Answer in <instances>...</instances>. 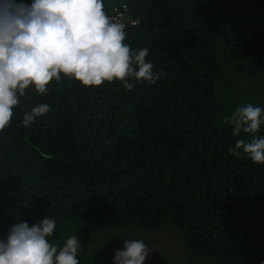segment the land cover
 <instances>
[{"label": "trees", "instance_id": "16d2710c", "mask_svg": "<svg viewBox=\"0 0 264 264\" xmlns=\"http://www.w3.org/2000/svg\"><path fill=\"white\" fill-rule=\"evenodd\" d=\"M116 10L136 21L124 43L149 50L159 79L129 78V90L61 75L45 94L26 89L0 131V238L44 217L56 221L57 246L71 235L90 242L80 231L89 226L170 227L190 247L182 264H261L264 164L230 151L253 136H233L225 120L248 103L264 109V0H105L110 17ZM39 104L50 111L23 126ZM92 251L79 264L114 258Z\"/></svg>", "mask_w": 264, "mask_h": 264}, {"label": "clouds", "instance_id": "9594fccd", "mask_svg": "<svg viewBox=\"0 0 264 264\" xmlns=\"http://www.w3.org/2000/svg\"><path fill=\"white\" fill-rule=\"evenodd\" d=\"M125 38V25L106 13L105 0H0V131L9 126L26 89L45 94L61 75L85 88L121 81L130 90L129 78L155 83L159 76L146 60L149 50L134 52ZM49 111L47 104L35 106L24 115L23 126ZM225 123L233 136H253L250 142L237 140L230 151L242 150L253 163L264 164V136L255 138L264 125V109L241 105ZM55 225L47 217L32 226L15 222L0 238V264H79L83 246L75 235L62 246L49 242ZM151 252L143 240L124 239L111 264H144Z\"/></svg>", "mask_w": 264, "mask_h": 264}, {"label": "rangeland", "instance_id": "374dc122", "mask_svg": "<svg viewBox=\"0 0 264 264\" xmlns=\"http://www.w3.org/2000/svg\"><path fill=\"white\" fill-rule=\"evenodd\" d=\"M232 67L235 70L237 67L236 63L233 62ZM245 71L246 68L241 71V74L244 76L247 74ZM86 228H82L80 231L82 234H89L92 237L91 241L88 242L78 236L77 238L81 243L83 242V249H87L91 253L93 252L92 249H94L96 251L98 250L99 252L101 251V253H106L107 255L115 254L112 252H115L117 248L119 250L122 249L124 239L143 240L148 248L152 251L151 254L146 258L144 264H182V261L186 258V255L189 253L190 249L188 245L183 244V240L179 238V235L176 232L177 230L175 231L170 227H163L158 231H145V233H141L140 231H114L115 235L109 231L100 229L98 230L90 226L88 227L90 229ZM116 241L117 243L114 245ZM171 243H173L172 246ZM179 253L181 254L179 255ZM99 254L100 253H98V255L97 253H94V255L97 257H99ZM173 258L175 259L170 260ZM199 261L200 260L194 256L191 261L187 262V264H198Z\"/></svg>", "mask_w": 264, "mask_h": 264}, {"label": "built area", "instance_id": "2783aa9c", "mask_svg": "<svg viewBox=\"0 0 264 264\" xmlns=\"http://www.w3.org/2000/svg\"><path fill=\"white\" fill-rule=\"evenodd\" d=\"M112 18L114 19V21L116 22H120V23H123L125 25V28L127 27V25H133L136 23L135 20L131 19L130 16L127 15L126 12L124 11H119V10H116L114 15L112 16Z\"/></svg>", "mask_w": 264, "mask_h": 264}]
</instances>
